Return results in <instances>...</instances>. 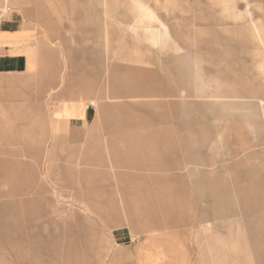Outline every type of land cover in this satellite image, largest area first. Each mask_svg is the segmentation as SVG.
Instances as JSON below:
<instances>
[{"label":"rangeland","instance_id":"rangeland-1","mask_svg":"<svg viewBox=\"0 0 264 264\" xmlns=\"http://www.w3.org/2000/svg\"><path fill=\"white\" fill-rule=\"evenodd\" d=\"M0 10L33 28L39 58L33 74L0 75V264H33L59 235L83 264H139L150 233L172 237L185 264H221L207 237L246 233L244 223L201 224L191 187L236 182L252 196L264 185V0H0ZM124 82L146 92L123 93ZM56 100L83 101L88 120L55 125ZM131 137L144 150L129 168Z\"/></svg>","mask_w":264,"mask_h":264},{"label":"crops","instance_id":"crops-1","mask_svg":"<svg viewBox=\"0 0 264 264\" xmlns=\"http://www.w3.org/2000/svg\"><path fill=\"white\" fill-rule=\"evenodd\" d=\"M4 1L8 2V0ZM162 26L166 32V26L163 23ZM34 42L35 32L28 23L15 14L5 16L0 10V75L33 74L39 65L37 47ZM132 75L134 76V74ZM134 79L137 78H128L132 81ZM116 83L117 86L121 84L118 78ZM134 87L136 88L134 89ZM138 87V84L124 82L123 89L120 91L123 93L124 90L146 92L145 88ZM90 104L93 105L94 102L91 101ZM50 110L53 123L65 130L73 125L82 124L90 116L89 107L80 100H56L52 102ZM154 136H158V134ZM128 141L131 145L127 151L128 159L124 166L130 168L131 165L140 164L139 158L144 148H140L135 143L134 137ZM194 164L197 165V162ZM204 175L202 173L201 178ZM235 183L225 186L221 181L211 183H206L203 180L197 181L191 187L198 200L196 206L200 208L204 205L198 214V219L201 224L207 223L211 217L233 218L244 223L246 233L244 230L242 232L236 230L232 233L214 234L207 237L216 249L219 248L213 257L216 262L221 264H264V185L257 184L256 192L252 196L247 194L241 196V194H235L241 188L238 183ZM220 189L224 190L220 191ZM182 191L184 193L185 188H181L180 192ZM119 202L123 206L126 205L123 197H120ZM153 229H149V231L155 232ZM224 229L227 231L228 228L224 226ZM171 238H163L158 233H150L144 239L146 242L143 241L144 243L139 244L140 246L136 249L138 263L154 264L162 258L165 264H185L180 245ZM51 240L47 239V241ZM72 243V239L59 235L53 243L51 241L49 246L43 247L41 250L37 248L33 250V264H83L79 249H76ZM226 243H229V246Z\"/></svg>","mask_w":264,"mask_h":264}]
</instances>
